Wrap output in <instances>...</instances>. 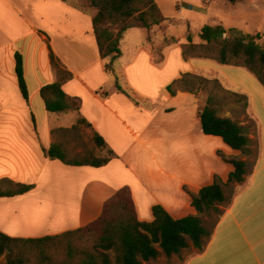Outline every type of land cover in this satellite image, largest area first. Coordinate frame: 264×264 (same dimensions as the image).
I'll list each match as a JSON object with an SVG mask.
<instances>
[{
    "label": "crops",
    "instance_id": "crops-1",
    "mask_svg": "<svg viewBox=\"0 0 264 264\" xmlns=\"http://www.w3.org/2000/svg\"><path fill=\"white\" fill-rule=\"evenodd\" d=\"M95 13L71 0H0V180L32 185L24 193L0 196V232L10 237L37 239L84 227L123 187L139 221L153 220L154 204L173 218L195 214L190 194L211 183L214 175L225 181L233 169L218 151L227 158L240 157L219 136L202 132V105L195 91L178 81L184 73L210 69L205 57L184 58L177 44L161 47L156 60L146 34L124 49L127 29L120 54L106 71L109 59L99 57L92 31ZM50 49L72 75L62 89L80 98L78 111L45 108L40 88L56 80ZM16 51L22 55L27 101L14 72ZM248 72L260 85L264 114V88ZM110 78L114 83L104 90ZM240 90L232 91L247 96L246 115L260 128L262 119L251 107L248 91ZM78 117L90 124L91 135L94 131L104 139L101 151H113L105 165H71L44 155L43 149L56 143V132L75 129ZM257 164L250 171L247 164L243 180L233 183L232 199L220 207L223 213L202 250L189 242L177 254L161 253L143 264H264L263 146ZM81 257L65 255V261L76 264ZM1 261L5 263V254Z\"/></svg>",
    "mask_w": 264,
    "mask_h": 264
},
{
    "label": "trees",
    "instance_id": "trees-1",
    "mask_svg": "<svg viewBox=\"0 0 264 264\" xmlns=\"http://www.w3.org/2000/svg\"><path fill=\"white\" fill-rule=\"evenodd\" d=\"M86 1L89 7L96 9L91 20L92 31L99 57L109 59L104 65L106 71L112 70L111 63L120 54V40L127 29L142 28L148 31L165 20L155 0ZM224 1L234 3L237 0ZM226 32L229 34L228 37L224 36ZM198 37L203 43H193L192 35L187 34L186 42L181 44L184 58L188 56L209 58L208 55L195 54V48L215 45L217 46L216 55L210 58L223 65L245 67L264 88V39L260 41L262 34L242 33L235 28L227 30L218 23L201 26ZM150 40L151 35L147 34L146 41ZM50 62L56 73V80L43 85L39 91L46 110L56 113L68 110L78 111L80 98L69 96L62 89V85L72 75L51 49ZM14 63L19 90L27 101L28 91L24 79L23 60L18 51L14 53ZM186 76L193 75L184 73L178 81L182 83L184 89L193 92L194 89L187 86ZM116 88L120 89L117 83ZM168 90L173 93L171 86H168ZM232 95L241 100L244 106L247 105L245 94L232 92ZM199 118L204 134L219 136L226 145L238 151L240 157L252 153L249 128L235 120L219 116L213 97L206 98L204 105L200 108ZM79 123H85L90 127L84 118L78 117L72 128H76ZM91 138L97 147L106 148V142L99 134L93 131ZM43 152L45 156L59 159L66 164L95 167L105 165L114 156L113 151L107 148L104 156L90 155L82 159H68L59 143H52L49 148L43 149ZM218 155L224 161L231 163L233 169L225 181L220 176L214 175L211 183L202 186L196 193L190 194L195 214L173 218L160 204H154L151 207L153 220L139 221L130 192L127 187H123L104 202L102 212L97 219L76 230L37 239L14 238L0 232V256L6 254L5 264H24L22 253H14V247L18 243L41 246L82 232L92 234L93 242L91 248L77 251L68 243V255L74 252L82 254L76 264H112V260L114 264H143V261L154 259L161 253L166 257L177 254L187 247L189 242L196 249L202 250L205 239L210 237L214 224L223 213L220 206H227L232 199V194L226 195L223 187L242 181L246 173V160L236 156L227 158L219 151ZM4 183L10 184L11 187L3 188ZM31 188V184H13L9 180H0V196L21 194ZM212 213H215L217 217L211 228H208L203 222V215L210 216ZM73 263L75 264V262L65 261L61 264Z\"/></svg>",
    "mask_w": 264,
    "mask_h": 264
},
{
    "label": "rangeland",
    "instance_id": "rangeland-1",
    "mask_svg": "<svg viewBox=\"0 0 264 264\" xmlns=\"http://www.w3.org/2000/svg\"><path fill=\"white\" fill-rule=\"evenodd\" d=\"M71 1L83 10L87 11L91 9L87 5L86 0ZM155 1L163 13L165 20L148 31L142 28L128 29L121 41V47L125 49L134 46L144 39L145 34H149L151 35L149 43L155 49L153 55L154 59L157 60L159 57L158 51L161 47L166 45H181L186 42L188 33L192 35L193 43H203L198 37L200 27L204 24L214 25L218 23L222 24L227 30L235 28L242 33L250 34L259 32L262 34L260 41L264 39V0H237L234 3L224 0ZM228 35L227 32L224 34L226 37ZM216 52L217 46L215 45L208 46L207 48L197 46L194 51L197 55H208L210 57H214ZM210 57L204 58V63H207L212 68L200 69L193 76H186L187 86L194 89L200 105L203 106L206 98L211 96L215 100L219 116L230 115L235 121L249 128V137L253 136L252 153L243 157L247 160V168L250 171L253 168V164L256 165L259 161L262 146L264 148L263 101L260 91L257 89V86L260 85L254 79L251 80L252 77H250V73L245 68H238L234 65L223 66ZM113 83L114 79L110 78L109 83L104 84L103 89L110 91ZM241 88L248 91L251 107L261 116L262 122L260 128L256 121L246 115L248 107L247 96V105L244 106L241 100L232 95L233 91H241ZM55 135L56 143L62 145L68 159H82L90 155L95 157L106 155L105 151H101V149L95 146L90 137L91 132L85 123H79L75 129L58 130ZM59 141H62V143ZM225 189L226 195L232 194L231 196H233V183L227 185ZM216 217L215 213H212L210 216L203 215V222L208 228H211ZM92 242L93 235L82 232L70 238H62L57 242L46 243L41 246L18 243L14 247V253H22L24 264H61L65 262V255H68V243L77 251L91 248ZM73 254H76V252ZM111 258L113 259L112 254ZM0 264H3L2 261ZM112 264H114L113 260Z\"/></svg>",
    "mask_w": 264,
    "mask_h": 264
}]
</instances>
